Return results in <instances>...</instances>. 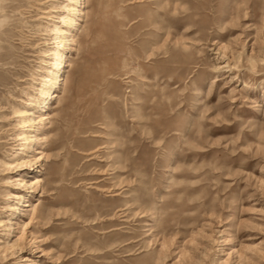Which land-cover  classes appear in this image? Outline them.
I'll return each instance as SVG.
<instances>
[{
  "label": "rangeland",
  "instance_id": "obj_1",
  "mask_svg": "<svg viewBox=\"0 0 264 264\" xmlns=\"http://www.w3.org/2000/svg\"><path fill=\"white\" fill-rule=\"evenodd\" d=\"M85 2L35 130L13 109L63 0L0 11V243L22 241L3 264H264V0ZM28 130L46 139L19 168Z\"/></svg>",
  "mask_w": 264,
  "mask_h": 264
},
{
  "label": "bare ground",
  "instance_id": "obj_2",
  "mask_svg": "<svg viewBox=\"0 0 264 264\" xmlns=\"http://www.w3.org/2000/svg\"><path fill=\"white\" fill-rule=\"evenodd\" d=\"M5 1L6 0H0V11L3 10V3ZM85 4H86L85 0H63V3L61 5L56 7L51 6V8H55L59 11L58 14L59 17L57 18L58 22L53 23L50 27L47 25L45 27V31L51 33V36L53 37L52 38L53 43H51L52 47L46 48L45 50L38 52L40 55V59L37 58L38 59L37 64L39 66L37 67V69H33L28 74V82H29L28 86L29 88L32 89L33 93L28 94L27 93L28 91L22 92L24 95H27V98H29L27 100L28 103L26 102L28 108H24L20 110L15 108L13 109V113L17 114L19 118H21L20 124L22 125V128L35 130L36 125L45 126L46 125L45 122L49 120V116L52 112H54V110L55 112L61 111L62 109L61 107H57V108L52 107L53 105L51 104V101H54L57 98H59L60 96L59 94L63 92L64 70L70 67L73 71L74 65L73 62L68 61L66 50L68 46H70L72 43L75 42V36L71 34L72 30H77L78 32L82 28L81 23H83V18L85 17ZM2 22L3 21H1V23ZM4 38H5L4 33L3 34L1 33L0 40ZM3 49L4 47L0 46V52ZM9 57H11V55H7V59ZM37 108H40L41 112H44L43 114H40L38 117L35 116V110ZM36 118H38L37 122H36ZM52 121L53 120H49L48 123H51ZM30 131L31 130L24 131V133H21L19 135L18 140L23 141L24 144L20 146L17 153L11 156V158L15 160V162L17 161L19 162L17 164L19 168L26 165L25 162L23 161L21 162V160L18 159L21 158L22 156H25L27 150L31 148V144L35 143L36 141L38 143L39 141L46 139L44 137L45 135H43L42 138H38L36 137V135L32 136L30 135ZM0 164L1 166H4L5 169L10 170L11 166H8L10 164H8L7 162H0ZM20 179L15 178V181L13 182H18L17 186L24 187L25 185H22L23 179L22 180ZM5 181L7 182L8 180L5 179ZM39 182H40L39 178L34 179V182H32L31 185H29V188L38 187ZM131 192H132V188L129 187L127 194ZM7 196H8L7 198L8 200H12L15 202V205L12 206L8 204L4 207V209L8 210L9 212H14V211L19 212L20 210L19 208H17V204L21 203L22 200H24V194L7 193ZM138 201L139 198L135 197L134 195H130V197L127 198L126 203L136 204L138 203ZM30 207L32 206L29 204L28 201H26L23 208H30ZM35 211H36V207L33 208V212ZM128 211L132 212L131 207L128 208ZM110 218L112 220V217ZM13 224L14 223L12 222V219H6L5 221L0 220V227H9L12 226ZM8 235L9 234H7V238L9 237ZM7 238L6 241L0 243V264L5 263V261H7L8 258H11L13 255H15L17 250L22 251L21 238H18V240L14 242L12 245H8L9 243L7 242L8 240ZM131 239L133 238L129 237L126 240H131ZM132 244L133 243H127L125 245L127 246L126 247L128 249L127 251H131L133 247H135ZM140 249L141 248H139V250Z\"/></svg>",
  "mask_w": 264,
  "mask_h": 264
}]
</instances>
